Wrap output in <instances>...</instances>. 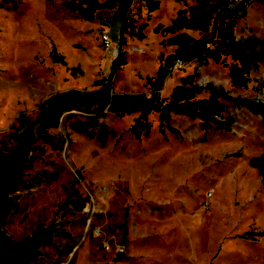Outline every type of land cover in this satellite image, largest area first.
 I'll list each match as a JSON object with an SVG mask.
<instances>
[{
  "label": "rangeland",
  "instance_id": "rangeland-1",
  "mask_svg": "<svg viewBox=\"0 0 264 264\" xmlns=\"http://www.w3.org/2000/svg\"><path fill=\"white\" fill-rule=\"evenodd\" d=\"M130 5L122 24L116 0H0V153L30 133L1 231L23 241L51 228L27 264H264V115L224 100L202 120L170 113L159 124L151 111L138 138L130 128L139 111L74 107L42 121L44 100L98 89L113 63L112 94L149 96L172 56L168 37L209 33L220 8L219 0ZM245 10L233 41L250 56L246 84L231 86L228 56L193 60L164 70L160 98L205 100L213 87L264 105V2Z\"/></svg>",
  "mask_w": 264,
  "mask_h": 264
},
{
  "label": "trees",
  "instance_id": "trees-1",
  "mask_svg": "<svg viewBox=\"0 0 264 264\" xmlns=\"http://www.w3.org/2000/svg\"><path fill=\"white\" fill-rule=\"evenodd\" d=\"M250 0H219L220 8H216L211 16L210 35L207 38H199L191 40L188 44V52H175L174 55L185 61L204 62L207 58L217 63L221 56H228L232 60L227 65V74L230 84L233 87H243L247 81L248 62L250 56L244 54L239 46L233 41V31L235 21L245 16V5ZM263 1L264 0H256ZM132 0H116L117 17L121 20L122 17L129 12V7ZM78 13L89 18V15L83 9L73 6ZM126 17V16H125ZM122 24L124 21L121 20ZM110 75L115 68V63L111 65ZM164 69H157L153 78L155 88L149 96H129L115 95L111 93L110 75L105 80L101 81L99 88L92 90L89 93H80L76 90H68L61 95L52 96L44 100L40 104V112L42 121L48 124L51 116L56 110H67L69 108L81 107L89 109L94 105L99 108L108 107L109 110L116 116H123L132 112L139 111V116L134 120L130 131L138 138L141 131L147 133L148 125L146 115L149 112H157L159 124L168 119V115L182 114L192 118L203 119L206 113L218 114L223 109V104L219 100L232 101L237 105L246 106L251 112L264 115V105L260 102L248 100L245 98H232L224 90L213 87L208 88V97L205 100H193L188 102L187 99L192 95L182 96L165 102L159 97L157 91L160 83L166 76ZM146 78V81H149ZM200 92L199 88L194 90V93ZM185 99V101H183ZM183 101V102H181Z\"/></svg>",
  "mask_w": 264,
  "mask_h": 264
},
{
  "label": "water",
  "instance_id": "water-1",
  "mask_svg": "<svg viewBox=\"0 0 264 264\" xmlns=\"http://www.w3.org/2000/svg\"><path fill=\"white\" fill-rule=\"evenodd\" d=\"M29 135L27 132L26 136H18L12 151L0 153V225L12 205L8 187L22 170L30 150ZM50 234V227H41L23 241H12L0 229V264H27Z\"/></svg>",
  "mask_w": 264,
  "mask_h": 264
},
{
  "label": "crops",
  "instance_id": "crops-1",
  "mask_svg": "<svg viewBox=\"0 0 264 264\" xmlns=\"http://www.w3.org/2000/svg\"><path fill=\"white\" fill-rule=\"evenodd\" d=\"M209 35H210V31H209V33L205 31L201 35H197V36L189 34L186 31H180V32L172 33L168 37V41H167L168 48H170V50H171L170 55H172L170 57V62H171L173 57H178V56L174 55L175 52H179V51L183 52V53L188 52L187 48H188V44L190 43L191 40H196L199 38H207ZM178 58H180V57H178ZM170 62L168 61L167 63L163 64L162 67L164 70H166V65H169ZM187 62H191V61H187Z\"/></svg>",
  "mask_w": 264,
  "mask_h": 264
},
{
  "label": "built area",
  "instance_id": "built-area-1",
  "mask_svg": "<svg viewBox=\"0 0 264 264\" xmlns=\"http://www.w3.org/2000/svg\"><path fill=\"white\" fill-rule=\"evenodd\" d=\"M101 40H102L104 47H106V48L110 47V45H111L110 41L106 36H102ZM186 62L187 61H185L181 58L173 57L169 66L166 67V70L168 72H174V71L182 70L186 66Z\"/></svg>",
  "mask_w": 264,
  "mask_h": 264
}]
</instances>
